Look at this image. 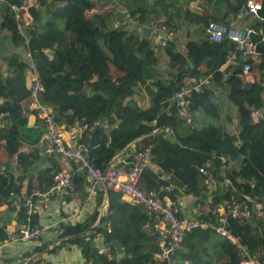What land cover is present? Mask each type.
Masks as SVG:
<instances>
[{
	"label": "trees",
	"instance_id": "1",
	"mask_svg": "<svg viewBox=\"0 0 264 264\" xmlns=\"http://www.w3.org/2000/svg\"><path fill=\"white\" fill-rule=\"evenodd\" d=\"M157 1L133 2L127 7L128 13L139 25L151 19L177 30L171 24L170 16L165 15L169 2L159 6ZM90 2L0 0V111L5 112L0 116V147L9 155L17 154V168L23 171L21 179L31 172L28 168L36 150L33 148L26 152L20 150V145L27 142L35 146L41 134L38 128L28 126L25 108L31 109L42 124L40 105L50 106L55 120L64 128L75 119L88 123L98 119L106 125L95 126L89 134L86 131L80 134L89 146L87 153L94 166L104 169L118 157L131 160L136 151L151 143L150 165L141 173L139 184L146 190L157 189L160 197L176 198L190 194L196 200L200 198L201 205H205V201L207 209L197 213L207 225L194 227L180 246L167 256H155L160 246L155 234L146 226L150 218L145 207L103 186L89 191L86 174L75 171V163L71 161L79 195L91 197L94 205L86 219L63 223L65 229L56 237H68L63 238L61 244L49 247L50 251L77 246L82 264L89 261L93 264H173L179 258L189 264H237L234 251L224 245L223 238L215 231V224L211 226L216 222L212 209L231 196L240 197L242 194H248L262 207L257 214L253 202H250L253 215L242 222L230 218L231 229L241 236L252 253L264 248V115L255 119L251 113L253 108L264 106V40L261 38L264 22L258 18L251 21L255 28L251 36L257 42L259 61L253 63L250 75L240 76L237 63L228 68L229 73L223 79L224 71L220 66L233 50L235 42L227 35L219 40L211 39L208 31L210 19L230 26L243 11L244 0H206L217 9L209 15L196 14L184 8L185 18L203 23L206 28L204 38L188 40L185 50L178 48L176 40H167L164 46H159L145 35L147 30L107 26L111 12H94L86 17L85 7L90 6ZM262 3L260 13L264 15V0ZM14 6L19 10V17ZM164 10V18L156 17ZM68 18L76 19L95 32L94 43L100 48L97 58L80 39L79 32L68 26ZM20 46L23 52H29L40 77L41 86L35 99L39 106L31 104L29 63L18 50ZM159 50L167 56L165 72L157 67ZM101 66L103 75L97 77L96 82L92 81ZM204 73H212V76L194 93V96L201 97V103L192 100L196 113L186 120L177 114L170 97L185 85L187 75ZM146 78H150L151 105L141 108L132 95L142 92L140 82ZM222 100L234 105L237 132H229L220 126V120L229 119L231 114ZM120 150L122 152L113 157ZM118 161L115 163L119 164ZM205 163L218 177V185L213 188L204 184V175L199 171V166ZM222 167L223 175L220 174ZM60 168L55 167L54 170ZM48 172L51 176L50 168H47L42 171L44 177L41 179L46 189L52 183V178L46 183ZM169 182L172 186L166 188L164 185ZM19 191L20 184L12 176L0 172V205L10 203V196ZM72 197L65 193L60 198L69 202ZM104 197L107 198L106 209L97 224L92 225L104 204ZM178 214L183 217L180 210ZM34 216L32 223H37L39 219ZM17 220L26 223L24 208L17 211ZM6 227L0 221V240L8 235ZM98 233L104 237L108 252H98L93 247L92 239ZM210 239L214 242L213 253L207 247ZM51 242H39L22 253L20 258L41 251ZM30 259L39 264L50 263L43 257Z\"/></svg>",
	"mask_w": 264,
	"mask_h": 264
},
{
	"label": "built area",
	"instance_id": "2",
	"mask_svg": "<svg viewBox=\"0 0 264 264\" xmlns=\"http://www.w3.org/2000/svg\"><path fill=\"white\" fill-rule=\"evenodd\" d=\"M262 0H244L243 11L239 14H248L253 18H258L264 22V15H261ZM16 16L19 17V10L16 6L13 7ZM145 28L147 37L154 40L159 46H164L167 40H174L178 35V31L166 27L164 24L156 20H149L143 23L139 28ZM208 31L210 38L219 40L223 35H227L235 42L233 50H231L220 66L224 71V76L229 73L228 68L239 63L240 74H249L255 57L259 54L257 49V42L252 38V33L255 28L252 25L240 26L237 23L225 25L221 22L210 23ZM261 38L264 40V29L261 32ZM25 60L29 63V87L32 95L31 104L39 106L40 104L35 100L37 93L41 86L40 77L38 75L35 63L31 60L28 51L25 52ZM225 66L222 68V66ZM212 76V73H204L202 75H187L185 77V85L173 92L170 97L172 104H174L177 114L190 120L194 115L192 108V98L194 93L198 92L202 85ZM39 116L42 118V135L40 139H48V146L45 148L47 153H59L63 158L73 161L75 163V171L86 174L89 191H92L97 186H103L113 191H118L133 202L141 204L145 207L146 213L150 218V222L146 224L150 232L155 234V238L161 248L160 254L167 255L170 251L180 245L184 236L191 232L192 229L198 225L205 226L207 222L204 221L200 214L191 218L181 217L179 213V198H171L168 195L160 197L157 189L146 190L139 184L141 173L150 165L152 144L148 143L142 149L136 151L131 160H125L121 157L116 158L119 164H112L100 169L93 165L88 156V145L80 138V134L86 131L88 134L95 126H105L103 121L98 119L91 123L83 119H75L68 127L60 126L55 120L52 108L48 105H40ZM5 112L0 111V116ZM252 117L257 119L264 115V106L261 108H253ZM157 129V128H155ZM169 132L172 130L168 129ZM39 139V141H40ZM41 139V140H42ZM41 142V141H40ZM120 150L113 157L119 155ZM199 171L204 175V184L209 188L218 185V177L214 170L208 166V163L199 166ZM224 168L220 169V174H224ZM163 174L161 175V177ZM166 177H170L166 175ZM52 183L47 189L35 188L27 193L24 197V213L25 222L21 223L15 233H10L6 238L0 240V257L8 241L23 240L37 238L41 235L42 227L38 223H32L34 214L43 210L44 204L51 201L53 198H60L65 193H70L75 200L79 199V191L73 179V172L66 168L51 170ZM228 182L229 180L226 179ZM166 188H171L172 183L165 184ZM160 186V187H164ZM253 202L256 213L261 210V204L253 201V198L248 194H242L240 197L231 196L229 199L215 205L212 212L216 219L213 224L215 231L223 237L225 245L234 251L237 256V264H264V248L262 247L258 252L252 253L242 242V238L238 233H234L229 224L230 218L237 219L242 222L253 215ZM106 209L104 203L98 212V216L93 225L97 224L99 217ZM57 235L62 233L65 229L64 225L57 220L50 223ZM154 227V229H153ZM152 228V229H151ZM54 244H61V236H57L52 242ZM92 244L99 252H105L106 246L103 244V236L95 234L92 239ZM32 256H24L19 259V264H39L31 260Z\"/></svg>",
	"mask_w": 264,
	"mask_h": 264
},
{
	"label": "crops",
	"instance_id": "3",
	"mask_svg": "<svg viewBox=\"0 0 264 264\" xmlns=\"http://www.w3.org/2000/svg\"><path fill=\"white\" fill-rule=\"evenodd\" d=\"M196 4H194L190 0H159L157 1V5L159 6H165L166 3L169 2V8L167 11V14L164 12L158 13V18H164L165 15L170 16V22L174 26H176V29L181 27L182 28V22L184 19L187 20L183 16L182 11L179 9L180 6H184L183 8H188L191 12L196 14H205L209 15L211 12L217 11V9L213 8L212 2L211 4H208L206 0H195ZM131 2H138V0H131ZM130 0H91L90 6L85 7L84 14L86 17H89L94 12H111L110 18H108V24L107 26H111L112 28L115 27H121L125 30H132V29H139V30H145V28L141 29L139 28V24L137 20L130 16L128 13V5L131 3ZM164 2V3H163ZM176 3V4H175ZM180 3V4H177ZM132 5V4H131ZM153 6V5H152ZM154 10V9H153ZM220 11V8L218 12ZM165 14V15H164ZM112 17V18H111ZM254 18L251 17L248 14H238L237 17L233 20H235L237 24L240 26H249L251 25V21ZM210 23H215L217 20L210 19ZM232 20V21H233ZM194 25L192 26H185V29H181L180 31L183 32L186 36V42L190 39L197 40L198 38H204V34L206 35V28H204L203 23H197L194 21ZM209 23V24H210ZM68 26H72L74 29H76L79 32L80 39L89 47L91 53L96 58L100 54V48L94 43L95 32L91 30V28H88L84 25H81L78 23V21L74 18H68L67 20ZM144 32V31H143ZM148 32V31H147ZM145 32V35H147ZM182 33H180L181 35ZM178 36V35H177ZM177 42L178 48L185 50V44L186 42H183L179 36L175 38ZM21 47V46H20ZM20 52L23 54V47H21ZM19 50V49H18ZM162 51V50H160ZM159 51V52H160ZM165 59L167 61V56H165ZM164 60L163 57L159 56V60ZM255 61L258 60V56L255 57ZM160 64V62H159ZM157 64V67L159 70L162 68L161 64ZM225 66L223 65L222 68ZM104 69L101 66V70L99 73L94 74L92 81L96 82L97 77L103 75ZM163 72V70L161 69ZM254 71V70H253ZM257 71V70H256ZM118 72V71H117ZM6 73V71L4 72ZM150 81V78H146L144 81L140 82V87L142 92L140 93H134L132 95V98L136 101V103L141 108H146L151 105V97L149 94L150 87L148 86V83ZM218 92V91H217ZM220 95H222V92H220ZM224 106L230 110H234V106L228 105L224 100L221 101ZM26 104V102H24ZM29 104V103H27ZM29 106V105H28ZM26 115H28V126L29 127H36L38 128V131L41 133L39 136V139L42 135V124L38 119L36 118V115L33 113L31 109L23 110ZM196 113V110L194 111ZM39 135V133H38ZM37 141L34 145L28 144L27 142H22L20 145V150L24 151H31L33 148L36 150V155L33 157V159L38 160V165L35 166L34 169L29 167L31 172H27L26 175L23 178H19L23 171L17 168V154L13 153L12 155H9L5 150H3L0 147V172H5L8 177H13V179L16 181V183L20 184V191L17 194H12L10 196L9 201L10 203H4L0 205V221L1 223L6 224V232L8 235L10 233H15L21 224L20 221L17 220V211L20 208H24V197L27 193H29L32 189L40 188V189H46V185L43 179L44 175L42 174V171H44L47 168H50L54 170L55 167L63 168L66 167L71 170L74 163L72 164L70 160H67L63 158L59 153H47L45 151V148L48 146V139L41 138L40 141ZM34 146V147H33ZM116 158L112 161V164H116ZM33 164V161H32ZM31 164V165H32ZM30 165V166H31ZM25 174V173H24ZM49 179L46 183L51 182V176L48 172ZM42 177V178H41ZM50 186V185H49ZM124 198L128 201H133L126 195H124ZM179 210L181 212V215L185 218H191L195 216V213L201 211H205L207 208L206 202L204 201L205 205H201L200 201L201 199L198 198L196 200L195 196H192L190 194H181L179 195ZM107 198H103L102 204L107 203ZM208 200V199H207ZM94 205V200H91V197H87L86 194L82 195L80 194L79 199L75 200L72 197V200L69 202L66 200V198H53L48 203L44 204L43 210L39 211L38 213L34 214V217H38L39 220H37V223L41 225L42 232L41 235L34 239H29L27 241L23 240H13L8 241L6 243V246L3 250L2 256L0 257V264H19L18 261L20 259V256L22 253H24L26 250L31 249L38 244L39 242H48L53 241L56 238V231L50 227V223L52 221L57 220L60 224L63 225L66 223H69L70 221L74 223L80 222L83 219H86L88 217L89 211H91L92 207ZM82 235H85L84 232ZM68 237V235H62L61 240L63 238ZM39 239H42L40 241ZM209 244H207L208 250L213 253L214 249V242L213 239L209 240ZM52 244H49L46 248L42 249L41 251H35L32 253L34 258H45V260L49 264H82L83 259L81 252L79 250V247L71 245L70 247L64 246L62 248H58L57 252H51L49 247H51ZM44 260V259H43ZM189 264L187 261L179 258L175 259L173 264Z\"/></svg>",
	"mask_w": 264,
	"mask_h": 264
},
{
	"label": "rangeland",
	"instance_id": "4",
	"mask_svg": "<svg viewBox=\"0 0 264 264\" xmlns=\"http://www.w3.org/2000/svg\"><path fill=\"white\" fill-rule=\"evenodd\" d=\"M190 1H192L194 4H196V1L195 0H190ZM130 2H131V0H130ZM131 4H133V2H131V3H129L128 5H131ZM176 4V3H175ZM177 4H180V3H177ZM184 6H180L179 7V9L182 11V13L184 12V8H183ZM220 12V11H219ZM157 16L156 17H158L159 15L158 14H156ZM20 16V15H19ZM183 16H184V13H183ZM195 23H194V21H192V20H186V19H184V21L182 22V28L180 27L179 29H178V36H179V38L183 41V42H186V36H185V34L183 33V32H181L180 30L182 29H185V26H192V25H194ZM180 33H182L181 35H180ZM178 36H176L177 37V39H178ZM204 36H205V34H204ZM203 38H198L197 40L198 41H200V40H202ZM195 40V39H194ZM161 48V47H160ZM18 49L20 50V49H22L21 47H18ZM162 49V48H161ZM160 51V50H159ZM158 51V56H160V57H163L164 58V60H160L159 62H160V64H161V69L165 72V69H166V67H167V61H166V59H165V53L163 52V51H160L159 52ZM23 57L25 58V52H23ZM159 62H158V64H159ZM159 64V65H160ZM160 69V70H161ZM240 76H244L245 74H239ZM247 75H250V73L249 74H247ZM232 106H234V105H232ZM228 112H230V113H228V114H230V118L229 119H226V120H220V126L223 128V129H225V130H227V131H229V132H237V129H238V127H237V119L235 118V111L234 110H230V109H228L227 110ZM207 123V122H206Z\"/></svg>",
	"mask_w": 264,
	"mask_h": 264
},
{
	"label": "clouds",
	"instance_id": "5",
	"mask_svg": "<svg viewBox=\"0 0 264 264\" xmlns=\"http://www.w3.org/2000/svg\"><path fill=\"white\" fill-rule=\"evenodd\" d=\"M174 40H175V39H174ZM194 114H195V113H194ZM144 146H145V145H144ZM144 146H143V147H144ZM218 182H219V181H218ZM97 216H98V215H97ZM95 220H96V219H95ZM98 221H99V219H98ZM92 225H93V224H92ZM192 230H193V229H192ZM220 235H221V234H220ZM7 236H8V235H7ZM7 236H6V237H7ZM185 236H186V235H185ZM185 236H184V238H185ZM6 237H5V238H6ZM221 237H222V236H221ZM184 238H183V239H184ZM222 238H223V237H222ZM223 240H224V239H223ZM182 241H183V240H182ZM224 242H225V241H224ZM103 244H104V246H106V248H107V250H106L105 252H108V245H107V243H105V241H104V237H103ZM180 244H181V243H180ZM92 245H93V244H92ZM224 245H225V243H224ZM179 246H180V245H179ZM179 246H177L176 248H178ZM93 247H94V246H93ZM96 249H97V248H96ZM97 251H98V250H97ZM98 252H99V251H98ZM160 252H161V248H160V251L157 252V253L155 254V256L162 257V255L160 254ZM168 254H169V253H168ZM168 254H167V255H168ZM167 255H165V256H167ZM30 256L33 257V255H30ZM88 264H93V263H92L91 261H89Z\"/></svg>",
	"mask_w": 264,
	"mask_h": 264
},
{
	"label": "water",
	"instance_id": "6",
	"mask_svg": "<svg viewBox=\"0 0 264 264\" xmlns=\"http://www.w3.org/2000/svg\"><path fill=\"white\" fill-rule=\"evenodd\" d=\"M192 100H193L194 102H197L198 104L201 103V97H200V96H194V97L192 98ZM32 161H33V164H32L30 167H31L32 169H34L35 166L38 165V160H37V159H33Z\"/></svg>",
	"mask_w": 264,
	"mask_h": 264
}]
</instances>
